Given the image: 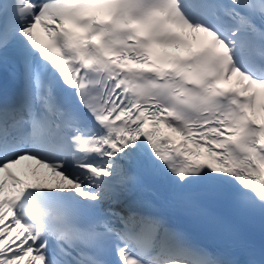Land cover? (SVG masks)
<instances>
[{
    "label": "snow or ice",
    "instance_id": "obj_1",
    "mask_svg": "<svg viewBox=\"0 0 264 264\" xmlns=\"http://www.w3.org/2000/svg\"><path fill=\"white\" fill-rule=\"evenodd\" d=\"M178 30L207 42L153 60L154 45L188 44ZM9 66L0 264H264V247L210 250L137 198L155 176L190 211L227 196L264 216V0H0ZM26 159L56 179H21Z\"/></svg>",
    "mask_w": 264,
    "mask_h": 264
},
{
    "label": "bare ground",
    "instance_id": "obj_2",
    "mask_svg": "<svg viewBox=\"0 0 264 264\" xmlns=\"http://www.w3.org/2000/svg\"><path fill=\"white\" fill-rule=\"evenodd\" d=\"M232 78H235L236 79V77L235 76H233ZM15 231V230H14Z\"/></svg>",
    "mask_w": 264,
    "mask_h": 264
}]
</instances>
